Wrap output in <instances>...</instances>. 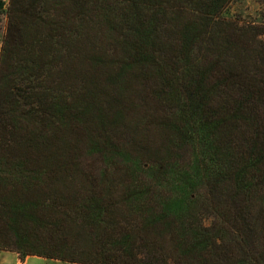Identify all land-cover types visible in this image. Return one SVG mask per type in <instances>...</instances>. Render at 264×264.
<instances>
[{
  "label": "trees",
  "instance_id": "obj_1",
  "mask_svg": "<svg viewBox=\"0 0 264 264\" xmlns=\"http://www.w3.org/2000/svg\"><path fill=\"white\" fill-rule=\"evenodd\" d=\"M237 0H0V251L264 264V24Z\"/></svg>",
  "mask_w": 264,
  "mask_h": 264
},
{
  "label": "rangeland",
  "instance_id": "obj_2",
  "mask_svg": "<svg viewBox=\"0 0 264 264\" xmlns=\"http://www.w3.org/2000/svg\"><path fill=\"white\" fill-rule=\"evenodd\" d=\"M6 5L10 0H4ZM227 16L232 19L241 20L244 23H253L256 25L264 24V0H237L230 6ZM7 18L5 15H0V49L1 39L6 30ZM0 253H8L0 251ZM28 264H72L58 260H50L42 257H28Z\"/></svg>",
  "mask_w": 264,
  "mask_h": 264
},
{
  "label": "crops",
  "instance_id": "obj_3",
  "mask_svg": "<svg viewBox=\"0 0 264 264\" xmlns=\"http://www.w3.org/2000/svg\"><path fill=\"white\" fill-rule=\"evenodd\" d=\"M0 264H28V260H22L18 254L13 252L0 253Z\"/></svg>",
  "mask_w": 264,
  "mask_h": 264
}]
</instances>
